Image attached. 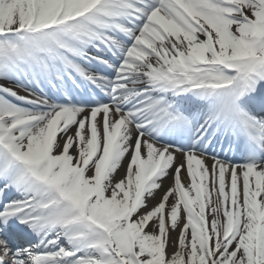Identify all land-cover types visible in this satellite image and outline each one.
<instances>
[{"label": "snow or ice", "instance_id": "snow-or-ice-1", "mask_svg": "<svg viewBox=\"0 0 264 264\" xmlns=\"http://www.w3.org/2000/svg\"><path fill=\"white\" fill-rule=\"evenodd\" d=\"M0 264H264V0H0Z\"/></svg>", "mask_w": 264, "mask_h": 264}]
</instances>
